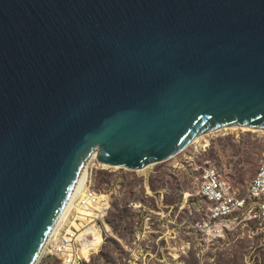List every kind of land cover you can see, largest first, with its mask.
Wrapping results in <instances>:
<instances>
[{
    "label": "water",
    "instance_id": "obj_1",
    "mask_svg": "<svg viewBox=\"0 0 264 264\" xmlns=\"http://www.w3.org/2000/svg\"><path fill=\"white\" fill-rule=\"evenodd\" d=\"M264 131V0H0V264H33L87 165L139 171Z\"/></svg>",
    "mask_w": 264,
    "mask_h": 264
},
{
    "label": "rangeland",
    "instance_id": "obj_2",
    "mask_svg": "<svg viewBox=\"0 0 264 264\" xmlns=\"http://www.w3.org/2000/svg\"><path fill=\"white\" fill-rule=\"evenodd\" d=\"M196 142L147 174L103 167L95 155L88 177L111 197L112 237L84 264H264L258 230L253 235L237 228L207 246L191 229L203 221L207 205L198 196L203 169H215L245 195L264 164V131L226 128ZM37 264L58 261L41 258Z\"/></svg>",
    "mask_w": 264,
    "mask_h": 264
},
{
    "label": "built area",
    "instance_id": "obj_3",
    "mask_svg": "<svg viewBox=\"0 0 264 264\" xmlns=\"http://www.w3.org/2000/svg\"><path fill=\"white\" fill-rule=\"evenodd\" d=\"M201 181L198 196L207 205L203 210V221L191 229L205 245L222 240L237 228H249L253 235L258 230L264 235V164L245 195L223 180L213 168L203 169ZM110 210V195L96 191L94 178L88 177L75 211L50 239L42 260L49 258L58 261V264L88 262L112 237L107 225ZM93 227L101 233L102 243L99 245H96V236L91 231ZM84 252L89 255L88 259L83 257Z\"/></svg>",
    "mask_w": 264,
    "mask_h": 264
},
{
    "label": "bare ground",
    "instance_id": "obj_4",
    "mask_svg": "<svg viewBox=\"0 0 264 264\" xmlns=\"http://www.w3.org/2000/svg\"><path fill=\"white\" fill-rule=\"evenodd\" d=\"M240 129H242V130H246V132H249V129H248V128H240ZM197 140H198V139H197ZM197 140H196V141H197ZM196 141H195V142H196ZM195 142H194V143H195ZM196 144H199V142H196ZM95 155H97V153H95V154L92 156V158H91V160L89 161V163L92 162V160L94 159ZM89 163H88V164H89ZM152 166H153V165H148V166H146V167L140 169L139 172H142L143 174H147L148 171L150 170V168H151ZM87 169H88V168H87ZM88 176H89V174H88V170H87V171H86V179H85V183H86V181L88 180ZM84 189H85V185H84V188H83V189L81 190V192L79 193V195L77 196V198L75 199V201H74V203L72 204V206L69 207V209L67 210V212L65 213V215L62 217V219L60 220V222L58 223V225L55 227L54 231L52 232V234L50 235V237H49L48 240L46 241L45 245L43 246V248H42L41 251L39 252V254H38V256H37V258L35 259V261H34L33 264H37L38 261L42 258L44 252L46 251V249H47L48 246H49V241H50V239L53 237V235H54L55 232L58 230L59 226L63 223V221H65V220L68 218V216H71V214H73V212H74L75 209H76V204H77L78 201L80 200L81 196L84 194ZM101 200H103V198H101ZM108 229H109V228H108ZM91 231H92V232L95 234V236H96V245L101 244V243H102V236H101V233L99 232V229H97L96 227H93V228L91 229ZM83 257H85L86 259H88L89 255H88L86 252H84V253H83ZM87 261H88V260H87Z\"/></svg>",
    "mask_w": 264,
    "mask_h": 264
},
{
    "label": "trees",
    "instance_id": "obj_5",
    "mask_svg": "<svg viewBox=\"0 0 264 264\" xmlns=\"http://www.w3.org/2000/svg\"><path fill=\"white\" fill-rule=\"evenodd\" d=\"M97 191V190H96ZM99 192V191H98Z\"/></svg>",
    "mask_w": 264,
    "mask_h": 264
}]
</instances>
